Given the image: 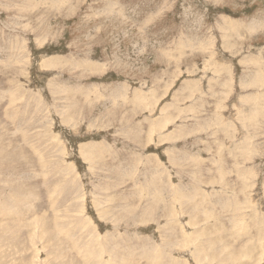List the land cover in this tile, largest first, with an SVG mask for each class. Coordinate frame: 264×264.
Masks as SVG:
<instances>
[{"label": "rangeland", "instance_id": "374dc122", "mask_svg": "<svg viewBox=\"0 0 264 264\" xmlns=\"http://www.w3.org/2000/svg\"><path fill=\"white\" fill-rule=\"evenodd\" d=\"M0 264H264V0H0Z\"/></svg>", "mask_w": 264, "mask_h": 264}, {"label": "bare ground", "instance_id": "6f19581e", "mask_svg": "<svg viewBox=\"0 0 264 264\" xmlns=\"http://www.w3.org/2000/svg\"><path fill=\"white\" fill-rule=\"evenodd\" d=\"M157 260V259H156ZM154 261V260H153Z\"/></svg>", "mask_w": 264, "mask_h": 264}]
</instances>
